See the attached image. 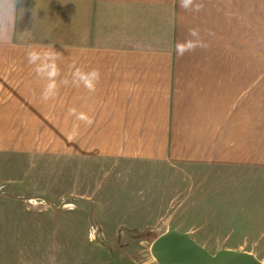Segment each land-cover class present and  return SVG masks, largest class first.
Returning a JSON list of instances; mask_svg holds the SVG:
<instances>
[{
	"label": "crops",
	"instance_id": "crops-1",
	"mask_svg": "<svg viewBox=\"0 0 264 264\" xmlns=\"http://www.w3.org/2000/svg\"><path fill=\"white\" fill-rule=\"evenodd\" d=\"M181 3L0 0V264H43V242L87 240L91 227L110 244L175 230L202 246L205 228L258 222L264 0ZM49 44L60 75L45 101L27 53ZM76 69L99 71L94 91L72 83ZM60 144L66 189L26 182L23 160ZM104 173L108 187L91 183ZM38 199L50 208L27 209Z\"/></svg>",
	"mask_w": 264,
	"mask_h": 264
},
{
	"label": "rangeland",
	"instance_id": "rangeland-1",
	"mask_svg": "<svg viewBox=\"0 0 264 264\" xmlns=\"http://www.w3.org/2000/svg\"><path fill=\"white\" fill-rule=\"evenodd\" d=\"M61 144L57 145V153L42 152V155H36L33 159L25 158L23 161H29L33 169L29 175H22L26 182L33 176L42 188L61 187L66 189V157ZM62 150V151H61ZM34 165H31V161ZM22 172L28 169L27 165H21ZM112 174H100L93 177L92 184H99L100 187H108L111 183ZM103 188V189H104ZM47 204L40 205V211L30 209L42 213L50 208V203L44 199ZM25 203V202H24ZM28 209V208H27ZM258 222L255 224L233 225L236 230L226 232L216 228L217 231H210L209 228L202 231V238L198 241L204 249L214 255L219 250L228 249L239 252H261V254L252 255L259 264H264V209H260ZM159 231V229H156ZM90 232V231H89ZM132 236L142 237L141 239L132 241L124 240L121 243H107L99 240L96 236L95 240L90 239V233L87 240H56L43 242V264H158L151 256L150 247L152 239L157 236L156 232L143 231L132 234ZM47 253L48 255H45ZM56 253L57 255H51Z\"/></svg>",
	"mask_w": 264,
	"mask_h": 264
},
{
	"label": "water",
	"instance_id": "water-1",
	"mask_svg": "<svg viewBox=\"0 0 264 264\" xmlns=\"http://www.w3.org/2000/svg\"><path fill=\"white\" fill-rule=\"evenodd\" d=\"M150 253L158 264H259L246 252L223 249L212 255L188 234L175 230L154 239Z\"/></svg>",
	"mask_w": 264,
	"mask_h": 264
},
{
	"label": "clouds",
	"instance_id": "clouds-1",
	"mask_svg": "<svg viewBox=\"0 0 264 264\" xmlns=\"http://www.w3.org/2000/svg\"><path fill=\"white\" fill-rule=\"evenodd\" d=\"M192 4V0H182L181 6L185 9L189 8ZM14 11V5L13 9ZM11 17V12L9 13V21ZM6 34V28L3 26V22H0V39L4 38ZM189 35L191 37H196L197 33L195 30H190ZM197 47V42L195 39L185 40L184 42H178L176 45V51L178 55H184L186 52L193 51ZM61 56L60 53L54 51L53 45L49 44L46 46V50L38 52L33 47L27 53V59L29 64L35 65L34 71L36 74L48 82L46 83L42 91V99L45 101L54 98L57 93V82L56 78L60 75V70L56 64V60ZM39 62V63H37ZM73 81L77 87L83 84L85 88L89 91L95 90V83L98 82L100 73L98 70H92L90 72H83L80 69L72 74ZM62 83H68V81H62Z\"/></svg>",
	"mask_w": 264,
	"mask_h": 264
},
{
	"label": "built area",
	"instance_id": "built-area-1",
	"mask_svg": "<svg viewBox=\"0 0 264 264\" xmlns=\"http://www.w3.org/2000/svg\"><path fill=\"white\" fill-rule=\"evenodd\" d=\"M45 204L46 205V208H47V204L44 202V201H27V208L28 209H37L38 211H40L41 209L39 208L41 204ZM89 233H90V239L91 240H95L96 239V236H97V233H96V230L95 228L91 227L89 229Z\"/></svg>",
	"mask_w": 264,
	"mask_h": 264
},
{
	"label": "trees",
	"instance_id": "trees-1",
	"mask_svg": "<svg viewBox=\"0 0 264 264\" xmlns=\"http://www.w3.org/2000/svg\"><path fill=\"white\" fill-rule=\"evenodd\" d=\"M143 237H144V236H142V237L134 236V237H132V238L124 237V238H121V239L119 238V240H117L116 243H121V241H124V240H132V241H135V240L141 239V238H143ZM156 238H157V236H155V237L152 239L151 242H153L154 239H156Z\"/></svg>",
	"mask_w": 264,
	"mask_h": 264
}]
</instances>
